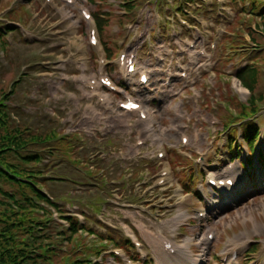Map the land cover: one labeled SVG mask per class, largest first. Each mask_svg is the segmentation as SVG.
Returning <instances> with one entry per match:
<instances>
[{
    "label": "rangeland",
    "instance_id": "1",
    "mask_svg": "<svg viewBox=\"0 0 264 264\" xmlns=\"http://www.w3.org/2000/svg\"><path fill=\"white\" fill-rule=\"evenodd\" d=\"M95 1L97 5V2L103 0ZM127 1L131 0H104V6L99 5L106 11H111L114 16L106 27L108 32L104 43L107 41L108 45H113L120 41L118 45L122 46L121 42H125L120 51L129 49L128 51L135 52L137 59L143 63L146 61L151 65V69L156 68V63L152 58L147 60L149 52L146 51L145 45L149 39L153 43L152 54L159 53L156 49L158 45L166 48L174 44L173 49L177 50L176 55H178V57L174 55V58L177 60L185 58L176 47L180 43L181 47L185 45L180 40V36L184 34L178 22L182 17L180 12L175 13L181 0H144V6L137 11V5L141 4L142 0H138L137 4H130L128 8L123 5ZM205 1L204 4L208 7L203 12L192 10V16H196V20L204 18L208 24L213 23L219 30V36L225 32L219 44V52L220 50L221 52H218V57L217 52L213 55V51H208L211 68L215 67L216 61L218 63L215 67L216 75H213L214 77L211 75L206 81L209 92L207 97L205 96L206 110L196 108L193 111L192 105H196L197 102L184 98L183 110L178 116H173L172 106L183 98L178 96L172 98L171 95H167L169 93L163 95L159 90L160 83L152 81L154 84L152 94H159L153 97L160 102V106H150L148 109L155 121L161 120L157 125L161 124L167 128L168 140L165 147L176 148L182 153L190 154L194 164L200 154H205L204 158L207 159L205 166L201 165V179L195 174V166L190 159L186 158L183 162V158L175 156L176 152L170 155L175 161L172 166V169L175 168V175L171 177V170L168 178L172 183L175 182L174 189L178 190V182L185 192L193 193L195 188H198L200 194L196 193L184 199L188 201L185 205H180L181 195L178 192L173 194L176 219L170 224L171 227H168L155 225L153 221L152 224L149 223V216L143 213L145 211L143 206L151 202L150 198H155V194L160 191L153 188L154 180L158 177L154 172L161 166L167 168L165 159L154 162L151 161V156H147L146 161L138 164L137 170H123L128 168V165L138 166L120 160L129 146H117L119 148L117 152L111 146V151L105 153H108L107 156L102 157V153L94 149L103 143L96 137L87 140L81 129L76 127L77 123L81 125V120L89 116L87 105L80 102L71 88L77 83H74L76 81L74 75L78 74L79 68L75 69V67L80 65L79 61L86 59V66L83 65L86 69L85 73H92L88 62L91 54L90 28H87V22L81 12L82 9L87 12L88 9L94 10L90 0H73L72 3H66L65 0H52V2L0 0V29L1 32L5 31L0 36V91H3L0 95L12 89V95L8 97L4 112L8 116L7 128L24 131L23 137L52 131L50 136H53V139L50 140H54L53 143L47 144L38 142L39 145L34 144L29 148L33 151L41 149L43 158L41 164L21 165L18 164V160H12V152L7 153L8 160L18 168L42 170L31 175L23 172L15 174L20 180L17 183L29 193L30 202L33 201L34 205L20 201L21 197L18 195L14 200L8 201L10 206H17V209L0 207L3 216L9 221L15 220L25 229L17 230V226L10 228L11 236L15 241L12 247L14 251L17 250L18 255L26 254L23 259L25 264H136L145 261V258L140 259L139 251L148 258L149 263L143 262L144 264H188L177 257L182 254L181 251H177L174 256L171 255V258L160 253L156 254L145 240L141 241V248L132 247L134 250L131 252L127 250L131 245H128V241L122 240L125 233L121 228L122 224H128L131 232L136 236L141 233V226L136 229L133 227L139 221L145 220H147L145 225L147 232L153 235L160 232L167 241H171L170 230L175 228L176 238L173 242L178 246L187 238L190 239L188 256L193 253L194 256L191 255L190 258L199 259V264H226L223 256L229 254L234 244L236 248L244 246L237 251L238 256L232 264H264V161L260 159H263L261 154L264 156V0H223L226 1L224 6L231 8L229 15L224 14L225 8L212 3L211 0ZM45 4L49 6V10H45ZM55 5L57 8L54 7ZM121 8L130 15L115 24L118 20L115 16L123 14ZM135 11L136 16L133 21L124 25L128 19H132ZM234 13H236L235 18ZM70 17H73V21H70ZM127 25L132 26L129 31L126 30ZM201 26L204 27L203 23ZM224 27L226 30L221 33L220 30ZM209 28L212 26L209 25ZM102 29L104 30L105 27ZM123 30L126 32L125 37ZM208 38L211 42H218V39H214L213 33L211 36L208 34ZM196 39L197 37L194 36L193 42ZM198 44L203 48L206 47L204 41H199L192 44L191 50ZM95 49L99 52L100 48H92L93 51ZM198 57L203 56L198 54ZM143 66L145 67V63ZM229 68L231 72L236 68V70L243 69L238 76L239 82L230 77ZM112 75L117 76L115 72ZM214 82L217 83L213 90ZM240 84L248 89L249 98L246 88L239 92L234 86ZM173 86L171 93L184 87L180 82H175ZM200 90L203 91L200 88L194 93H199ZM184 94H187V89ZM246 99H248L247 104H244ZM251 104L255 114L247 121L255 120L253 123L258 126L261 134L260 141L255 143L252 157H250L251 151L249 153L246 151L244 141L234 132V128L239 124L237 122L239 109L248 111ZM188 122L195 128H191L187 144L179 145V135L173 130ZM211 122H215L214 125L219 124L216 129H220L217 136L215 135L213 144L218 147L213 148L211 140L214 128H211ZM114 127L115 124H112V128ZM222 128L225 131L231 130V136L235 135L234 140L227 134L222 135ZM235 129L237 133L240 132L239 127ZM75 131H78L79 135V139L76 138L78 155H74L79 161L77 166L69 151L67 138L60 135V133L71 135ZM230 140L235 141L234 146ZM29 142L34 143L30 139ZM52 145H55L61 153L55 159L52 150L48 149L53 148ZM73 147H76L75 142ZM233 148L237 150L239 160H235L229 154L228 151L232 153ZM89 156L91 160L87 162ZM249 158L252 165L253 160L260 162L258 166L256 164L257 173L251 179L240 165L242 163L246 168L244 160ZM228 163L230 165H227ZM146 165L148 170L139 171V168H145ZM44 166L46 170H43ZM183 167L186 168V172ZM211 172L217 175L218 179L224 180L233 177L232 174L237 175V183L235 182L230 191L228 189L224 191L223 187L212 189L205 180V176ZM49 178L52 180L57 178L60 181L53 182L48 180ZM11 185L0 183V188L3 191H12V188L17 186L14 183ZM152 188L157 190L153 191ZM39 192L45 196L39 198L36 195ZM153 203H156V210H164L158 208L164 203L163 197L156 196ZM99 208L104 211L99 213ZM54 212L58 216H55ZM83 212L87 213L88 218L99 219L111 228L92 224L72 225L74 222L71 223V217L68 215L76 216L79 213L83 220H86ZM182 213L185 218L179 217ZM198 213H201L202 217H199ZM99 228L108 230L109 236ZM209 234L212 237L210 240L207 238ZM253 244L254 246L256 244L257 250L248 254L251 253L249 251ZM119 250L124 257L121 254L113 255V251Z\"/></svg>",
    "mask_w": 264,
    "mask_h": 264
},
{
    "label": "trees",
    "instance_id": "2",
    "mask_svg": "<svg viewBox=\"0 0 264 264\" xmlns=\"http://www.w3.org/2000/svg\"><path fill=\"white\" fill-rule=\"evenodd\" d=\"M91 2H94V0H90ZM132 3H135V0L127 1L126 3H123V5L127 6V8L132 5ZM102 7L96 8L95 10V22L97 26L98 33L100 34L101 41L104 44L106 48L109 50V55L113 52L111 44L108 45V42L104 43L105 36L107 35L108 30H106V27H108V24L110 23L111 19L114 18V16L110 13H103L101 10ZM110 17V19H109ZM125 18V16H124ZM121 18H119L116 22H119ZM115 22V20L113 21ZM102 27H105L103 30ZM14 29V28H12ZM0 36H2V32L0 29ZM105 39V40H104ZM14 84L11 85L13 87ZM3 93V91H0V94ZM12 95V89L11 91L9 90L7 93L0 95V183L2 184H8L12 186L11 184L14 183L17 186L12 188V191H3L0 188V207H5V209H17V206H10L8 203L9 200H14L16 196H20L22 202L26 204H32L34 205L33 201L30 202V195L28 192L24 191L20 185L17 182H20V180L17 179L16 173L17 172H23L26 173L27 175H31L33 173L40 172L42 170L38 169L37 170H28L26 167L24 168H18L17 165H14V163H11L9 158H7V153L12 152L13 153V159L14 161H19L18 164L21 165H28L29 163H34V164H41L42 162V157H41V149L38 148V150L29 149L31 148V145L33 146L34 144L39 145L38 142L41 144H47V143H53L54 140L53 136H50L52 134V131L48 133H43V134H28L26 137H23L24 131H18L13 128V130H10L7 128V119L8 116L5 114V110L7 108L6 102L8 100V97ZM252 100V98H251ZM249 110L247 109H239V116L240 119L247 118V117H252L255 114V109L253 105H249ZM248 112V114H247ZM28 133V131L26 132ZM258 129L255 125L253 124H247L244 129H243V137L248 145V147L251 149V151L254 149L255 143L258 140ZM57 136V134H56ZM69 139L68 143V148L69 151H72L71 147V137H64ZM29 139L34 141V143H30ZM53 148H48L51 149L52 152L54 153L59 152L57 147L55 145H52ZM28 147V149H27ZM41 147V146H40ZM71 147V150H70ZM43 150V149H42ZM40 161V162H38ZM38 162V163H37ZM43 170H46V167H43ZM49 180V179H48ZM48 180H43L44 182ZM26 193V194H25ZM36 195L39 198H42L45 196V194L39 192L36 193ZM22 207V206H20ZM0 264H25L23 261L24 256L26 254H20L18 255L16 251H14V247L12 245L15 243L14 239L11 236L10 233V228H15L17 226V230L24 231L25 229L22 227L20 223H16L15 220L11 219L9 221L8 218L3 216V213L0 212ZM73 225V224H72ZM26 251V249H24Z\"/></svg>",
    "mask_w": 264,
    "mask_h": 264
},
{
    "label": "bare ground",
    "instance_id": "3",
    "mask_svg": "<svg viewBox=\"0 0 264 264\" xmlns=\"http://www.w3.org/2000/svg\"><path fill=\"white\" fill-rule=\"evenodd\" d=\"M233 180H234V178H233ZM189 243H190V239H187V240H185V242H184V244H182V245H179V247L183 250L182 251V254H180V255H178L177 257L181 260V261H190V263L191 264H196L197 263V260H190V256H188V254H189V247H188V245H189ZM159 244H160V246H161V248H162V246H163V243H162V240L161 241H159ZM169 244V249L167 250V252L168 251H171V250H174V248L171 246V243H168ZM240 246V245H239ZM176 247V246H175ZM179 252V251H178ZM171 258V257H170ZM180 261V262H181ZM230 261V260H229ZM181 264V263H180ZM227 264H230V262H228Z\"/></svg>",
    "mask_w": 264,
    "mask_h": 264
},
{
    "label": "flooded vegetation",
    "instance_id": "4",
    "mask_svg": "<svg viewBox=\"0 0 264 264\" xmlns=\"http://www.w3.org/2000/svg\"><path fill=\"white\" fill-rule=\"evenodd\" d=\"M108 70H110V66L107 68ZM150 104L154 107H159L160 106V102L159 101H156L155 99H153ZM171 113L173 114L174 111L173 109H171ZM174 116V114H173ZM162 121H163V118H162ZM158 123H161V120L159 119ZM164 123V122H163ZM176 132V135L182 133V135H186L188 136L189 133H190V122L188 123H184L180 126V128H177L176 130H173Z\"/></svg>",
    "mask_w": 264,
    "mask_h": 264
}]
</instances>
